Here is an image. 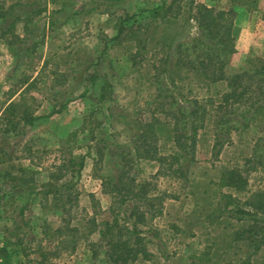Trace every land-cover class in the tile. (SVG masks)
I'll use <instances>...</instances> for the list:
<instances>
[{
  "label": "rangeland",
  "instance_id": "rangeland-1",
  "mask_svg": "<svg viewBox=\"0 0 264 264\" xmlns=\"http://www.w3.org/2000/svg\"><path fill=\"white\" fill-rule=\"evenodd\" d=\"M171 1L0 0V111L16 86L28 78L25 84H33L19 100L17 114L30 106L38 118L33 125L21 124L9 134L0 133V248L5 246L10 252L7 264H37L41 225L44 221L53 228L61 225L62 208L56 207L60 201L51 197L48 202L43 193L49 188L46 185L55 166L71 156L83 158L84 166L79 170L76 165L74 174L64 173L58 184L73 183V200L66 208L72 225L86 226L81 230L84 239L75 252L60 255H53L55 245L42 242L48 249L44 264H107L103 249L97 259L92 257L88 243L99 244L101 239L98 233L87 236V220L110 218V207L129 215L133 203H114L104 194L103 178H117L120 165L115 153L123 146L131 148L135 142L140 133L138 122L150 115L145 100L152 95L165 96V87L172 83L170 74H161L156 83H151L153 68L167 55L169 42L186 48L201 38L197 25L190 20L186 1L177 25H162L159 17L151 16L150 11ZM127 19L129 24H149L144 32V38L150 37L148 49L134 58L137 45L119 46L112 41ZM234 44L236 47V40ZM162 45L165 47L156 54ZM261 67L264 54H237L235 49L224 73L230 77ZM173 78L183 86L174 94L180 100L194 97L206 103L209 98L219 101L220 92L226 89L224 84L205 87L192 78ZM106 81L111 88L102 100L100 90ZM170 106L165 110L170 111ZM246 110L228 108L224 115L231 120L233 116H245ZM174 120H167V125L161 126L165 130L156 133L159 156L169 154L171 140L184 132V124L177 127L178 133L173 130ZM262 120L260 125L248 126L237 119L231 120L232 125L224 120L220 125L209 122L200 130L194 156L181 153L187 158L181 157V167L175 165L174 170L180 168V173L162 176L157 161L132 162L131 177L150 183L147 189L155 198L150 214L157 215L138 225L152 254L150 260L138 264H246L253 245L247 248L246 243H233L225 233L242 228L237 218L249 217L234 213L231 215L235 219L228 223L217 221L220 194L225 190L218 185L219 173L225 167L236 168L248 178L249 192L264 190V114ZM215 126L230 135L221 136L223 147L213 150ZM97 152L104 154L101 168L95 164ZM24 168L28 169L25 173L21 171ZM233 194L242 202L246 198L243 193ZM213 213L215 216L207 220ZM262 215L263 219L264 212ZM27 221L29 224H25ZM32 239H36L33 244ZM212 245L210 251L206 250ZM0 264H5L2 257ZM250 264H264V247L253 255Z\"/></svg>",
  "mask_w": 264,
  "mask_h": 264
},
{
  "label": "trees",
  "instance_id": "trees-1",
  "mask_svg": "<svg viewBox=\"0 0 264 264\" xmlns=\"http://www.w3.org/2000/svg\"><path fill=\"white\" fill-rule=\"evenodd\" d=\"M184 1L186 2L184 3ZM234 2L242 5L245 4L246 6L254 5L253 2L247 3L243 0L242 2L241 0H234ZM183 3L188 7L190 20L200 30L201 38L194 40L186 48H183L181 44L174 47V42H169L166 47L167 55L160 58L153 68L155 74L152 76L151 83H156L158 81L157 78L161 74H170L172 76V83L170 86L165 87V96L152 95L150 99L145 100L144 107L149 108V117L146 120L138 122L140 133L136 136L131 148L130 145L128 147L123 146L122 150L115 153L118 157L117 162L120 165V172L117 178L107 180L104 177V181L102 182L104 194L109 195L114 203L117 202L119 205H124L131 201L133 207L129 215H122L119 211L117 212L114 208L110 207V218L99 222L97 216L94 214L96 217L87 220V236L98 233L101 239L99 244L88 243L92 257L97 259L99 250L103 249L107 257V264H138L139 261L145 262L152 258V254L147 249L145 239L141 236L142 232L139 230L138 225L139 223H144L145 220H149L147 218L154 219L157 216L156 214H150L155 198L150 196V192L147 189L150 185L148 181L139 180L137 176L131 177L132 162L141 160L157 161L160 165L159 173L162 176L180 173V168L177 171L174 169L176 164L181 167V157H183L181 153L184 152L187 155L194 156L201 133L200 130L204 129L209 122L220 125L224 120L225 123L232 125L230 124L231 120L232 122H236L237 119L248 126L251 123L253 125H260V122L263 121L264 68L261 67L257 70L250 68L241 74L230 77L224 73V68L229 61V57L235 53L234 10H216L215 8L199 4L196 0H172L168 5L166 4V6L163 5L150 11V14L154 16V19L159 17L162 25H177L176 20L179 19L180 13L184 11ZM153 21L152 23L149 22L150 25L153 24ZM148 25L142 23L129 24V19L123 20L112 41H115V44L119 46L134 43V45H137L138 52L132 53L133 57H131H137L140 52L147 51L148 49L150 37L144 38V32L149 27ZM161 41L158 40L157 43ZM163 46L165 47V45H162L155 53L160 54ZM173 58L174 61L170 62ZM183 70L186 71L185 78L195 79L200 86L210 87L224 84L226 89L224 92H220L222 94L220 100L217 101L209 98L207 100L209 103H206L194 97L182 100L174 97L177 90H183V86L178 84L173 76L176 75L178 79H185L182 78ZM28 80V78L24 79V84L16 86L11 95L8 96V99L5 100L4 106L0 111V133L9 134L12 128L21 124L33 125V122L38 119L33 115L32 109L30 106H27L26 101L23 103L27 106L25 110H23L22 114H17V109L21 106L19 100L22 101L24 99L27 90L33 84L30 82V84L26 85L25 83ZM110 88L111 85L107 81L102 85L100 90L102 100L105 99L107 91ZM168 104L169 106L171 105L170 111L165 110ZM245 107L247 108L245 116H233L231 120H226L225 117L228 114L226 109L232 108L236 111H242L246 109ZM223 110L222 116L221 112ZM112 113L114 112L112 111ZM219 114L220 116H218ZM160 115L164 117L160 119ZM170 118L172 120L173 118L176 119L174 120L173 130L178 133L177 127L184 124V132L180 135L176 134L175 139L171 140L172 146L169 154L159 156V140L156 133L157 131L165 130L161 126L167 125L166 122ZM215 127L213 150H216L218 146L220 148L223 147L222 142H220L223 139L221 136L227 134L223 133L222 128ZM143 128L145 129L143 130ZM230 129L228 127L229 131ZM147 131L150 132V135H147ZM149 137L151 141L148 139ZM100 142H103V140ZM96 154L98 158L95 160V164L101 168L104 154L103 152H97ZM185 158L187 157H183V159ZM76 165L79 166L80 170L84 166V159L78 160L75 156H71L68 159L62 160L58 166H55L56 171L50 175V182L46 185L49 188L44 190L43 195L48 202L51 197H57L58 201H60L61 204L56 207L60 206L62 208V222L56 228H53L51 223H45V221L41 225L42 237L39 241L40 260H35L37 264H44L48 261L45 257L48 254V249L43 247L42 242L45 241L55 245L57 251L53 255H60L58 253L75 252L80 241L84 239V234L81 230H84L86 226L72 225L70 211L66 208V205L71 204L73 200V183L58 184L60 179L63 180L65 178L64 173L69 171L74 174L76 172ZM21 171L25 173L28 169L24 168ZM219 180L220 183L218 185L225 189V192L223 191L220 194L221 202L219 201L218 205L220 203L221 206L218 209L220 212L217 216V221L219 222V220L224 219L221 223H228L229 220L235 219L231 215L234 213L249 217V219L237 218L236 220L241 223L242 228L237 230L236 228H232L229 232L225 233V237H231L230 240L233 243H237V241L246 243L247 248L253 245L254 250L249 254L246 262V264H250L253 255L264 247V218L262 219V213L264 212V190L249 192L248 178L244 177L243 173L236 168H222L219 173ZM53 188H56V190L53 191ZM233 192L238 195L240 193L245 194V200L242 202L239 198L240 196H234ZM222 200H225L224 204H222ZM160 214H162V211ZM225 214L228 215L225 216ZM213 216H215L214 213L208 215L206 219L209 220ZM25 224H29V222L27 221ZM232 236H235V238ZM35 240L32 239L30 243L33 244ZM18 242L21 243L22 240L19 239ZM212 247L213 245L207 247L206 250L210 251ZM9 253L7 247L0 248V258L2 257L5 264L11 260ZM93 264L97 263L94 262Z\"/></svg>",
  "mask_w": 264,
  "mask_h": 264
},
{
  "label": "crops",
  "instance_id": "crops-1",
  "mask_svg": "<svg viewBox=\"0 0 264 264\" xmlns=\"http://www.w3.org/2000/svg\"><path fill=\"white\" fill-rule=\"evenodd\" d=\"M198 1L209 8L234 10L237 54L241 52L251 55L264 54V0H243L247 3L253 2V6L238 4L234 0Z\"/></svg>",
  "mask_w": 264,
  "mask_h": 264
}]
</instances>
